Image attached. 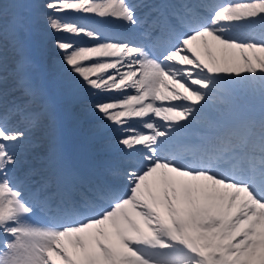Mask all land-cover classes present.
Wrapping results in <instances>:
<instances>
[{
    "label": "snow or ice",
    "instance_id": "1",
    "mask_svg": "<svg viewBox=\"0 0 264 264\" xmlns=\"http://www.w3.org/2000/svg\"><path fill=\"white\" fill-rule=\"evenodd\" d=\"M32 16L110 158L37 135ZM0 264H264V0H0Z\"/></svg>",
    "mask_w": 264,
    "mask_h": 264
},
{
    "label": "rangeland",
    "instance_id": "2",
    "mask_svg": "<svg viewBox=\"0 0 264 264\" xmlns=\"http://www.w3.org/2000/svg\"><path fill=\"white\" fill-rule=\"evenodd\" d=\"M34 19V18H33ZM35 27L36 28H39L41 31H38V32H36V39L37 40H41V41H45V39L47 38V30L46 29H44V28H42V27H40L38 24L37 25H35ZM46 43H47V41H45ZM44 57H46V58H51L48 54H47V52L45 53V56ZM52 59H54V60H56V58H52ZM48 64H50L51 66H52V68H51V70H50V74H49V76H51V74H53V73H61V65L60 64H58V63H52V61H48L47 62ZM59 66H58V65ZM55 65V66H54ZM60 67V68H59ZM66 79H67V77L66 76H63V80H64V82L63 83H59L57 86H56V89L55 90H53V94L55 95V96H58L59 98H60V100H61V91H62V88H61V86L62 85H64L65 83H66ZM253 99V98H252ZM253 100H256V99H253Z\"/></svg>",
    "mask_w": 264,
    "mask_h": 264
},
{
    "label": "bare ground",
    "instance_id": "3",
    "mask_svg": "<svg viewBox=\"0 0 264 264\" xmlns=\"http://www.w3.org/2000/svg\"><path fill=\"white\" fill-rule=\"evenodd\" d=\"M48 36V35H47ZM60 64V63H59ZM58 65V64H57ZM55 66V65H54ZM59 66V65H58ZM60 68V67H59ZM245 98H248V97H245Z\"/></svg>",
    "mask_w": 264,
    "mask_h": 264
}]
</instances>
